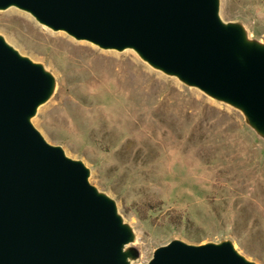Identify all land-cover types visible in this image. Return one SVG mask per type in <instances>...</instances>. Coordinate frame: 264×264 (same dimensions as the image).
Segmentation results:
<instances>
[{"label": "rangeland", "instance_id": "rangeland-1", "mask_svg": "<svg viewBox=\"0 0 264 264\" xmlns=\"http://www.w3.org/2000/svg\"><path fill=\"white\" fill-rule=\"evenodd\" d=\"M10 9L0 10V35L54 77L30 122L114 201L134 234L130 264L172 239L227 240L264 264V138L241 112L131 49H102ZM218 12L264 45V0H219Z\"/></svg>", "mask_w": 264, "mask_h": 264}, {"label": "water", "instance_id": "water-1", "mask_svg": "<svg viewBox=\"0 0 264 264\" xmlns=\"http://www.w3.org/2000/svg\"><path fill=\"white\" fill-rule=\"evenodd\" d=\"M53 31L131 49L150 67L241 112L264 138V45L219 17V0H0ZM54 77L0 35V264H130L134 234L81 161L31 124ZM142 264H256L230 241L172 239Z\"/></svg>", "mask_w": 264, "mask_h": 264}, {"label": "bare ground", "instance_id": "bare-ground-1", "mask_svg": "<svg viewBox=\"0 0 264 264\" xmlns=\"http://www.w3.org/2000/svg\"><path fill=\"white\" fill-rule=\"evenodd\" d=\"M10 8H11V7H10ZM10 8H9V10H11ZM6 11H7V10H6ZM11 12H12V10H11ZM29 18H30V17H29ZM127 50H128V49H127Z\"/></svg>", "mask_w": 264, "mask_h": 264}]
</instances>
